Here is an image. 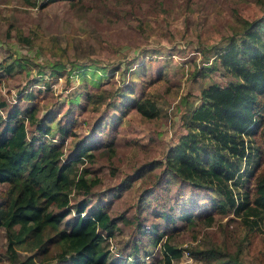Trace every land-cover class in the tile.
<instances>
[{
  "label": "rangeland",
  "instance_id": "obj_1",
  "mask_svg": "<svg viewBox=\"0 0 264 264\" xmlns=\"http://www.w3.org/2000/svg\"><path fill=\"white\" fill-rule=\"evenodd\" d=\"M262 20L264 0H37L34 5L0 0V63L13 64L9 74L0 69V99L15 103L18 94L31 90L29 104L55 142L57 124L75 121L74 134L60 141L63 157L73 153L76 141L91 145L92 161L76 163L88 165L86 176L99 180L91 202L101 201L110 217L123 218L106 242L109 256H130L137 244L143 245L138 257L144 262L160 260L165 238L147 245L140 227L157 222L152 214L175 199L177 206L194 198L199 207L210 203L204 191L165 188L171 181L164 174L165 158L186 132L183 116L200 103L201 88L234 80L232 64L246 58L245 29ZM137 97L152 100L157 115L140 116L132 106ZM242 138L264 152L263 124L255 136ZM256 155L250 151L249 163L240 166V171L251 168L252 177L243 182L248 188L264 167L262 161L254 171ZM199 213L192 214L191 224L175 221L167 233L168 242L182 249L172 264H204L188 248L209 244L227 253L241 245L238 259L245 264H258L260 254L264 260V226L248 244L245 226L231 210L214 216L208 227L202 212L196 218ZM5 244L0 229V264H9ZM13 248L19 258L33 253L23 243Z\"/></svg>",
  "mask_w": 264,
  "mask_h": 264
},
{
  "label": "trees",
  "instance_id": "obj_2",
  "mask_svg": "<svg viewBox=\"0 0 264 264\" xmlns=\"http://www.w3.org/2000/svg\"><path fill=\"white\" fill-rule=\"evenodd\" d=\"M21 1L34 5L37 0ZM262 22L253 21L245 29L247 41H242V50L246 58L232 64L234 80L223 86L209 84L201 88L200 103L183 116L186 132L167 151L164 174L171 181H165V188L173 184L182 191L183 188L204 191L210 203L199 207L194 198L189 200L191 204L180 202L177 206L175 199L173 206L152 214L157 222L140 227L138 235L147 245L155 246L165 238L160 244V260L144 262L138 257L143 245L137 244L132 245L130 256H109L106 242L117 229L116 221L123 218L110 217L103 202H91L97 195L93 187L99 180L96 176H86L90 171L88 165L80 168L76 165L84 159L87 163L92 161L91 145L76 141L73 153L63 157L60 141L74 134L75 121L57 124L60 138L55 142L49 128L41 124L36 106L29 104L34 97L31 90L18 94L15 103L0 99L3 111L0 113V183L5 184L0 188V229L5 234L4 254L8 263L172 264L180 258L182 249L168 242L167 233L175 228V221L191 224L192 214L196 212H200L196 218L200 220L204 216L202 224L208 227L214 216L231 210L245 226L250 244L264 226V167L248 188L244 183L252 173L251 168L240 171V166L242 162L249 163L250 151L258 156L254 171L264 161L261 145H249L242 138L243 134L255 136L259 126H264ZM12 65L0 63V69L9 74ZM90 95L87 97L94 102ZM21 99L27 102L23 107L18 104ZM132 106L144 118L158 113L148 97L135 98ZM110 144L111 141L107 149L112 151ZM18 242L33 253L19 258L13 248ZM241 250L239 244L231 253L209 244L189 247L188 253L204 264H245L238 259ZM258 264H264L261 254Z\"/></svg>",
  "mask_w": 264,
  "mask_h": 264
},
{
  "label": "built area",
  "instance_id": "obj_3",
  "mask_svg": "<svg viewBox=\"0 0 264 264\" xmlns=\"http://www.w3.org/2000/svg\"><path fill=\"white\" fill-rule=\"evenodd\" d=\"M109 240V239H108ZM117 256V255H116Z\"/></svg>",
  "mask_w": 264,
  "mask_h": 264
}]
</instances>
